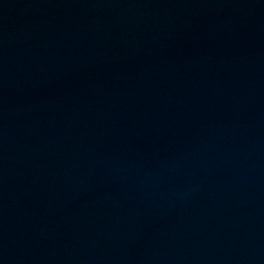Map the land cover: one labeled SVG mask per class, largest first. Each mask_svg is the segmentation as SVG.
Listing matches in <instances>:
<instances>
[{
    "label": "water",
    "instance_id": "obj_1",
    "mask_svg": "<svg viewBox=\"0 0 264 264\" xmlns=\"http://www.w3.org/2000/svg\"><path fill=\"white\" fill-rule=\"evenodd\" d=\"M0 264H264V0H0Z\"/></svg>",
    "mask_w": 264,
    "mask_h": 264
}]
</instances>
